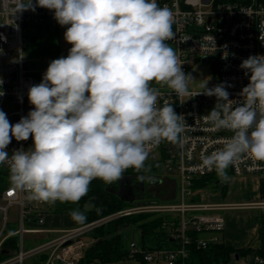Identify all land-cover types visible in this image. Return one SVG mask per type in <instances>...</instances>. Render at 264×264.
<instances>
[{
	"label": "clouds",
	"instance_id": "obj_1",
	"mask_svg": "<svg viewBox=\"0 0 264 264\" xmlns=\"http://www.w3.org/2000/svg\"><path fill=\"white\" fill-rule=\"evenodd\" d=\"M36 7L53 10L56 22L68 26L64 39L72 47L29 87L34 107L26 117L11 124L0 110V165H8L16 190L37 202L78 203L95 179L110 185L129 169L150 171V148L162 142L184 147L182 133L190 126L172 104L158 106L161 93L152 86H167L180 97L189 95L193 80L167 43L176 35L169 7L157 0H17L14 14ZM240 68L250 73L240 106L223 83L200 85L217 100L204 120L233 133L222 148L200 157V166L222 183L243 156L264 163V55L249 56ZM30 136L31 148L9 154L13 137ZM70 215L86 220L78 209Z\"/></svg>",
	"mask_w": 264,
	"mask_h": 264
},
{
	"label": "built area",
	"instance_id": "obj_2",
	"mask_svg": "<svg viewBox=\"0 0 264 264\" xmlns=\"http://www.w3.org/2000/svg\"><path fill=\"white\" fill-rule=\"evenodd\" d=\"M16 2L0 0V80L3 81L0 91L4 92L0 96V110L6 113L11 124L19 122L33 110L34 106L28 100V89L42 81L48 65L54 60L47 55H38V58L32 56L31 35L40 28L61 27L54 19L53 10L36 7L35 12L27 10L14 14ZM32 2L35 5L36 0ZM157 3L173 11V31L176 35L167 43L176 51L183 71L187 73L198 62L202 65L213 63L219 84H224L229 99L236 102L234 107L242 105L244 98L240 93L248 85L250 73L246 75L240 65L249 56L264 55V0H157ZM153 87L161 93L158 106L162 107L165 101L172 104L175 112L183 115L185 124L190 126L182 133L185 138L183 148L162 142L149 149L146 161L158 165L160 171L176 179L180 203L133 202L130 207L98 222L60 231L57 239L30 252L23 249L22 236L28 231L22 226L16 233L21 236L18 253L0 260V264H24L28 258L36 255H46L45 264H79L86 250L95 242L85 241L92 230L107 222L140 215L168 216L178 220V223L172 221L167 229V236L178 247L145 251L132 241L127 247L128 262L140 264L137 257L143 256L147 264H192L189 247L207 250L222 243L223 212L229 208L204 201L194 202L203 192L194 189V186L195 181L215 173L200 166L201 154H210L222 148L233 133L217 130L204 120L217 102L215 96L192 92L178 97L168 87ZM32 146L31 136L27 141H16L13 137L7 151L11 155L14 150H28ZM0 167L9 170L7 164ZM229 168L231 177L264 178V163H254L247 156ZM158 178L159 174L151 180L161 182ZM27 198L28 193L10 186L1 194L0 199L6 206L0 209L7 213L9 208L18 206L25 218L27 210L32 208L26 205ZM43 205V202L36 201L34 209ZM5 220L4 229L7 226ZM8 238L3 237V232L0 233V255ZM231 264H264V253L236 256Z\"/></svg>",
	"mask_w": 264,
	"mask_h": 264
},
{
	"label": "trees",
	"instance_id": "obj_3",
	"mask_svg": "<svg viewBox=\"0 0 264 264\" xmlns=\"http://www.w3.org/2000/svg\"><path fill=\"white\" fill-rule=\"evenodd\" d=\"M54 34L57 33H52L47 28H40L39 31L34 32L30 38L33 52L35 51L37 55L55 57L59 55L60 57H66L67 55L59 53L58 49H54L56 47ZM146 166L150 168V171L138 173L133 169H129L120 180L110 185L99 179L93 180L87 195L78 203H60L57 201L53 204L51 214L67 217L76 224V227H82L103 220L130 207L132 203L122 199L117 191L120 190L121 181H141L139 179L140 176H144L147 179L159 174L160 170L158 165L146 162ZM227 171L231 177L230 168ZM230 184L231 180L222 183L217 174L214 173L209 177L195 181L194 189L201 191H220L225 198ZM10 186L12 185L9 180V170L0 167V195ZM260 193L264 201V178L261 179ZM76 209L80 210L86 216V220L83 223H78L71 218L70 213ZM172 221L178 223V220H174L168 216L154 217L140 215L107 222L92 230L87 235L88 238L95 240V242L86 250L85 257L79 264H117L127 261L129 259V253L122 233L130 227H136L140 230V246L145 251L176 249L178 247L177 243L167 236V229ZM4 248L18 252L19 238H10L5 242ZM189 251L192 264H231L236 256L243 257L264 253L263 250H234L226 247L223 243L213 245L207 250H197L195 246H191L189 247ZM10 257L3 253L0 255V260H6ZM46 260L47 257L42 256L41 261L45 263ZM137 260L140 264H147L144 262L143 256H138Z\"/></svg>",
	"mask_w": 264,
	"mask_h": 264
},
{
	"label": "crops",
	"instance_id": "obj_4",
	"mask_svg": "<svg viewBox=\"0 0 264 264\" xmlns=\"http://www.w3.org/2000/svg\"><path fill=\"white\" fill-rule=\"evenodd\" d=\"M230 180L231 184L225 198L220 191H214L210 194L202 192L199 202H215V204L226 205L229 208L223 212L224 230L221 234L222 243L226 247L234 250L264 251V201L260 193L261 178L256 176L231 177ZM241 188H244L245 191ZM223 200L225 202H221ZM28 205L32 207L30 203ZM0 211L2 210L0 209ZM27 211L25 217L27 228H24V224L23 228L28 232L22 236L25 252H30L51 240L57 239L60 236V231L76 227L71 219L53 214L49 215L40 208L34 209L32 207ZM40 221H42V224ZM10 229L8 224L5 229L3 226L1 231L3 237H9L7 240L18 237L21 240V236L16 235L19 230ZM85 239L91 240L88 236ZM3 253L13 257L18 252L4 248ZM42 256L46 255H36L28 258V264H45L41 261ZM125 263L131 264V262ZM132 264L135 263L132 262Z\"/></svg>",
	"mask_w": 264,
	"mask_h": 264
},
{
	"label": "rangeland",
	"instance_id": "obj_5",
	"mask_svg": "<svg viewBox=\"0 0 264 264\" xmlns=\"http://www.w3.org/2000/svg\"><path fill=\"white\" fill-rule=\"evenodd\" d=\"M68 26H61L58 29L53 28L50 29V32H54L57 34L55 35V41H56V47L54 49H58L59 53L68 55L69 50L72 47L71 44L67 43L64 39V32L66 31V28ZM32 56L35 58H38L37 53L34 51L32 53ZM53 59H56L55 56H50ZM186 74H190L193 77V80L189 83V93L192 92H202V89L200 88V85L202 83H205L207 81V87L212 88L216 85H219V81L217 78L216 70L213 66V63L210 65H202L200 62L196 64L193 67H190L189 71ZM157 84L153 83L152 86H155ZM161 86L162 85H158ZM167 87V86H164ZM203 93V92H202ZM153 178V177H152ZM152 178H147L143 181L145 192L138 196L137 198L133 199V202H156L160 201L161 203H180L181 197L177 190V182L176 179L170 177L166 173H164L162 170L159 173V178L161 179V183H152ZM244 190V188H241ZM245 191V190H244ZM203 193H214L212 190H205ZM199 196L194 199V202H199ZM250 199V198H249ZM248 199V200H249ZM218 201V199H216ZM131 202V203H133ZM206 202V201H205ZM220 203V201H218ZM225 202V200L221 201ZM31 204L32 207L36 205V201L30 200L29 198L26 199V205ZM187 203H190V201H187ZM213 203L215 202H208ZM54 203H44L43 206L40 207L43 212L48 213L51 215L52 209H53ZM6 205L2 203L0 200V207H5ZM5 219H7V224L12 230H21V227L24 224V228H27V221L25 218H23L20 207H12L8 209V212L5 213L3 211H0V233L3 230V226L5 223ZM10 229V230H11ZM8 231V233L10 232ZM124 243L128 247L129 243L132 241H135L138 245L141 244V232L136 227H130L123 231L122 233ZM86 242H89L88 240H85ZM24 249V248H23ZM124 261L123 264H126ZM131 262V261H129ZM135 263V262H133ZM24 264H28V261L26 260ZM132 264V262H131Z\"/></svg>",
	"mask_w": 264,
	"mask_h": 264
},
{
	"label": "flooded vegetation",
	"instance_id": "obj_6",
	"mask_svg": "<svg viewBox=\"0 0 264 264\" xmlns=\"http://www.w3.org/2000/svg\"><path fill=\"white\" fill-rule=\"evenodd\" d=\"M145 192L144 183L142 181L124 180L117 191L122 197L133 200L141 196Z\"/></svg>",
	"mask_w": 264,
	"mask_h": 264
},
{
	"label": "water",
	"instance_id": "obj_7",
	"mask_svg": "<svg viewBox=\"0 0 264 264\" xmlns=\"http://www.w3.org/2000/svg\"><path fill=\"white\" fill-rule=\"evenodd\" d=\"M122 181H121V185H122ZM152 183H157V184H159V183H161L159 180H157V181H152ZM118 195L120 196V197H122L119 193H118ZM122 199H124L126 202H133V200H130V199H126V198H124V197H122ZM237 258H238V256H237Z\"/></svg>",
	"mask_w": 264,
	"mask_h": 264
}]
</instances>
